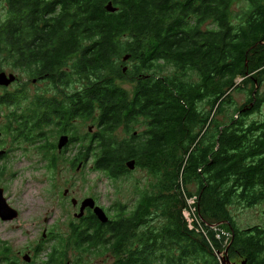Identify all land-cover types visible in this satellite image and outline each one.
Returning <instances> with one entry per match:
<instances>
[{
    "label": "trees",
    "instance_id": "obj_1",
    "mask_svg": "<svg viewBox=\"0 0 264 264\" xmlns=\"http://www.w3.org/2000/svg\"><path fill=\"white\" fill-rule=\"evenodd\" d=\"M32 10L33 39L19 20L10 32L0 19V67L33 64L60 95L34 104L32 126L92 121L74 162L90 160L115 181L133 160L152 178L106 223L87 209L71 225L74 249L102 248L109 264H221L225 249L229 260L264 264V228L237 227L230 210L264 200V121L247 118L264 98V0H41ZM125 78L131 91L117 83ZM244 88L235 107L232 92ZM136 124L143 130L131 132ZM191 196L207 239L182 216ZM59 251L45 264H67Z\"/></svg>",
    "mask_w": 264,
    "mask_h": 264
},
{
    "label": "rangeland",
    "instance_id": "obj_2",
    "mask_svg": "<svg viewBox=\"0 0 264 264\" xmlns=\"http://www.w3.org/2000/svg\"><path fill=\"white\" fill-rule=\"evenodd\" d=\"M242 5L240 3L234 6L233 11L238 12ZM126 65L129 66L130 63ZM160 65L163 66L161 72L164 74H170L173 70L170 65ZM6 69L17 73L24 80L20 69ZM117 83L128 91H131L134 84L128 78L118 80ZM38 86L42 87V99L45 96L60 98L48 79L44 78ZM257 89L263 98L264 82ZM10 90H13V87ZM35 92L34 85L28 89V98ZM232 95L235 107H239L246 103L248 92L244 88L232 92ZM29 101L11 106L0 105V128L5 120H8L12 130L6 132L0 144V152L6 151L0 156V187L3 188L7 203L18 212L13 220H0V264H45L48 254L55 249L65 254L67 264H109L112 258L102 248L74 249L70 239L71 225L78 224L79 219L84 217L88 210L85 209L81 218L75 217L74 214L78 213L81 201L86 198H92L108 217L114 215L115 205L132 208L140 191L149 189L152 178L144 169L135 166L122 178L113 181L94 170L90 160L85 162L77 159L78 161L74 162L79 149V139L94 130L93 122L75 120L68 126H59L54 121L49 124L41 122L40 127L36 128L32 126V114L37 109L34 104L38 103ZM12 114L20 116L21 120L10 122ZM247 118L248 121H264V98L259 111ZM142 130L143 126L137 124L131 128V132ZM62 134L67 135L69 141L59 150L57 143ZM72 136L75 140L70 142ZM119 136L128 138L129 134L120 131ZM65 190H68L66 195ZM72 199L77 201L75 206L71 203ZM230 210L237 227L264 228V200L251 207L232 206ZM197 218L194 227L196 225L197 232L207 239L208 231L202 226L199 216ZM208 227L218 231L216 224ZM222 234L226 237V243L229 235L225 231H222ZM216 237L219 238L220 235L216 234ZM60 239L62 243H59ZM3 249L7 251L2 252ZM24 255H28L30 260H23ZM220 256H224V251ZM241 261L238 258L230 259L227 264H240Z\"/></svg>",
    "mask_w": 264,
    "mask_h": 264
},
{
    "label": "flooded vegetation",
    "instance_id": "obj_3",
    "mask_svg": "<svg viewBox=\"0 0 264 264\" xmlns=\"http://www.w3.org/2000/svg\"><path fill=\"white\" fill-rule=\"evenodd\" d=\"M40 1L41 0H0V19H4L6 22H8L9 27H11L9 29L10 32L13 29L12 25L15 23V21L19 20L20 24L23 25L22 33H21L22 38L25 39L28 37L29 39H33L34 37H36V35H38L40 26H38L37 29L34 26H30V23H33L35 21L33 19L34 13L32 9H33V5L38 2L40 3ZM41 14H42V9L40 7L37 9V13H36L37 18H40ZM11 34L13 35V32L10 33V35ZM8 51L10 52V45L7 48V52ZM8 61H10V59L5 60V62ZM31 66L32 67H26V65H24L23 67L20 68L21 74L24 75V80L21 79V77L17 73H13L7 70L6 67H0V72H4L6 75L13 74L15 76V80L10 84L0 85V100L4 102L9 101L11 98V94L15 93L18 96L17 100L19 102H23V101L25 102L26 100H30L29 102L31 103L32 102L39 103L42 101V96H43L42 87H39L38 84L43 82L44 77L38 67H34L33 64H31ZM34 85L36 86V92L34 93L33 96H30L28 98V94H29L28 89H30V87ZM11 87H13V90H10ZM2 105H6V104H2ZM8 131H12V130L8 124V120H5V123L0 128V144L4 139V135ZM5 153L6 151H2V155L0 154V156H3ZM6 251L7 249L2 250V252H6Z\"/></svg>",
    "mask_w": 264,
    "mask_h": 264
},
{
    "label": "water",
    "instance_id": "obj_4",
    "mask_svg": "<svg viewBox=\"0 0 264 264\" xmlns=\"http://www.w3.org/2000/svg\"><path fill=\"white\" fill-rule=\"evenodd\" d=\"M106 9L110 12H115L116 8L112 7V4L109 2L106 6ZM128 59V56H125L123 58L124 61ZM126 70V67L123 68V71ZM15 80V76L13 74L6 75L4 72H0V85H8L11 82ZM90 130V129H89ZM69 141V137L65 134L60 135L57 143V148L60 150L62 149L67 142ZM2 152H0L1 154ZM127 168L129 170L134 169L135 163L134 161H129L126 164ZM68 193V190L64 191V194L66 195ZM71 203L73 206L76 205L77 201L76 199H72ZM85 209H90L92 213L95 215V217L101 222L106 223L108 221V216L106 215L105 211L98 205L95 204V201L92 198H86L83 201H81L79 206L78 213H75L74 216L77 218H81L84 214ZM18 212L16 209L12 208L6 201L4 195H3V188L0 187V220L2 221H9L13 220L17 217ZM23 259L25 261H29L30 258L28 255H24ZM221 264H227L230 262L229 258L227 257V249L224 251V258H220ZM240 264H245V261H241Z\"/></svg>",
    "mask_w": 264,
    "mask_h": 264
},
{
    "label": "built area",
    "instance_id": "obj_5",
    "mask_svg": "<svg viewBox=\"0 0 264 264\" xmlns=\"http://www.w3.org/2000/svg\"><path fill=\"white\" fill-rule=\"evenodd\" d=\"M186 201H187V206L182 210V216L186 221L188 228L195 229L197 231L198 230L197 226L195 225L194 227L195 221L196 222L198 221V218L196 216L197 214H196V206H195L196 196L190 197Z\"/></svg>",
    "mask_w": 264,
    "mask_h": 264
}]
</instances>
